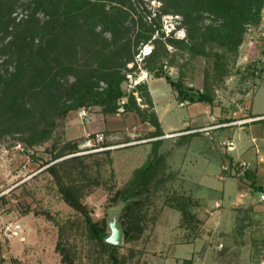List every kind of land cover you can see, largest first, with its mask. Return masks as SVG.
<instances>
[{
  "label": "trees",
  "instance_id": "16d2710c",
  "mask_svg": "<svg viewBox=\"0 0 264 264\" xmlns=\"http://www.w3.org/2000/svg\"><path fill=\"white\" fill-rule=\"evenodd\" d=\"M158 1L161 13L182 17L186 41L152 39L160 29L155 19L147 23L141 16L136 23L131 16L141 0H28L20 4L25 17L18 21L12 18V13L19 0H0V41L9 38L0 46V55H7L0 67V140L16 137L25 152H33L51 140L54 128L70 112L83 108L89 111L98 108L103 115L117 114L120 110L132 113L141 123L154 128L146 139L163 136L147 85L137 84L130 93L122 90L125 72L129 71L127 65L134 63L138 50L149 42L153 49L145 56L143 67L153 77L165 78L176 92L178 102H215L208 91L196 92L181 80L164 74L161 59L167 54L166 45L192 56L212 58L215 72L224 73L225 55L237 53L248 27L261 25L264 0ZM135 24L138 27L134 32ZM210 44L215 47L207 49ZM218 49L222 53H212ZM263 74L264 65L258 59L246 67L244 77L255 83V89ZM54 144L51 151L56 152L43 164L48 166L45 170L55 177L62 201L83 217L87 239L101 249L100 253L107 254L109 264H119L117 246L106 241L109 220L93 221L81 202L83 191L75 172L82 167L84 157L76 155L52 164L67 154L81 152L78 141ZM110 146L103 144L99 148ZM159 146L160 141L152 143V154L133 170L126 185L114 193L112 202L122 203L116 223L125 243L141 237L142 209L152 189L157 188L162 176L166 177L165 155L158 152ZM105 151L110 154V149ZM28 154L34 161V153ZM107 161L112 164L113 160ZM66 166H71L70 176L74 179L63 181L59 171ZM243 177L253 191H260L252 173L247 170ZM178 197L175 209L181 219L194 222V214L189 212L191 201L182 195ZM55 250L62 264H75L68 247L58 242Z\"/></svg>",
  "mask_w": 264,
  "mask_h": 264
},
{
  "label": "rangeland",
  "instance_id": "374dc122",
  "mask_svg": "<svg viewBox=\"0 0 264 264\" xmlns=\"http://www.w3.org/2000/svg\"><path fill=\"white\" fill-rule=\"evenodd\" d=\"M27 1L19 0L12 13V18L16 21L25 17L20 4ZM160 7L161 3L158 0H141L136 13H132L131 16L136 23L141 16L147 23L155 19L154 23L159 24L160 29L154 33L152 39L161 37L164 40L186 41V29L181 24L182 17L163 14ZM137 27L138 24H135L134 32ZM167 28L174 31L168 33ZM8 39L7 37L3 42L0 41V46ZM213 47L215 46L210 44L207 49ZM149 49L150 52L153 49L150 42L141 46L134 57V63L127 65L129 71L125 72L126 80L122 83V90L125 93L133 91L137 84L146 85L147 78L153 77L144 69L145 56L141 55V51L147 52ZM166 50L167 54L161 59L165 75L173 80H181L186 87L196 92L208 91L215 102L235 104L244 92L254 89L255 83L244 77L245 70L264 52V36L261 35L260 25L248 27L237 53L226 54L223 58L225 72L220 74L215 72L212 58L192 56L185 50L170 45H166ZM216 51L222 53L219 49L212 53ZM6 58L7 55H0V67ZM135 95L137 96V93ZM137 103H140V99ZM74 113L75 111L70 112L54 128L53 137L49 142L34 149L33 152H28L34 153V161L28 157L24 145L17 141L16 137L0 140V230L5 223L18 222L23 226L25 239L23 243L16 239L5 242L0 233V264H62L61 256L55 250L58 242L71 250L75 264H109L107 254L100 253L101 249L87 239L83 217L62 201L55 177L45 170L48 166H43L56 152L51 151L52 144L56 142L54 145H58L64 142L63 130L68 117ZM103 136L102 143L92 141L91 147L85 145V141L75 139L81 152L67 154L52 163L59 164L62 160H68L76 155L84 157L82 167L75 172V176L83 191L81 202L90 212L91 219L97 223L105 219L109 222L116 221L122 203L112 202L115 191L123 188L132 177L133 170L142 165L145 158L148 159L152 154V148L147 153L143 149L144 143L138 142L144 140L146 136L143 130L131 134L132 138L126 133L116 135L118 138L111 137L112 139H106L105 134ZM133 142L135 143L132 145H126ZM103 144H110L112 147L100 149L99 146ZM178 146L177 141L168 142L158 149L159 153L165 155L166 177L162 176L157 188L152 189L148 195L149 200L140 216L143 232L139 240L125 243L122 239L121 244L117 246L119 264H166L170 259L172 261L170 260L169 264H184L183 258L186 255L184 253L189 250L196 251L197 259L203 258L204 250H196L197 247L184 245L199 239L200 243H197L202 246L203 238H206L198 227L199 223L182 219L179 221L181 214L175 209L180 194L188 197L186 192L180 190L181 187L179 189L181 184L178 180L182 177L185 181L189 177L187 174L179 176L177 173V169L183 163L181 148L177 150ZM108 149H110L109 155L105 151ZM109 158H112V164L107 161ZM213 166L212 163L208 168ZM70 167L60 168V171L58 169L59 177H62L63 181L74 179L70 176L72 172ZM83 172L85 175L82 174ZM213 184L219 192L220 184L216 182ZM173 195H176L175 198ZM189 204L192 205L189 212L194 214L197 206L193 202ZM181 229L183 231H180ZM107 233L110 234V229ZM258 251L259 257L264 255V250ZM194 262L195 260L191 264Z\"/></svg>",
  "mask_w": 264,
  "mask_h": 264
},
{
  "label": "crops",
  "instance_id": "0c3cea01",
  "mask_svg": "<svg viewBox=\"0 0 264 264\" xmlns=\"http://www.w3.org/2000/svg\"><path fill=\"white\" fill-rule=\"evenodd\" d=\"M257 58L264 65V52ZM146 85L163 136L146 139L154 128L132 113L103 115L91 109L85 119L77 112L68 117L63 138L86 141L88 134L97 133L106 139L125 133L132 138L131 134L143 130L146 136L138 142L144 143L147 153L155 141H160L159 149L179 142L183 163L177 173L189 175L185 181L178 180L179 189L197 206L194 222L206 238L202 246L199 239L184 244L204 250L202 259H197L195 250L186 251L183 259L195 260L194 264H264V255H258V250H264V74L257 87L235 104L196 102L180 107L176 92L164 78L148 77ZM227 143L233 144V151L226 149ZM242 162L249 164L260 191H253L243 175H236L235 166ZM213 182L220 184L219 192Z\"/></svg>",
  "mask_w": 264,
  "mask_h": 264
},
{
  "label": "built area",
  "instance_id": "2783aa9c",
  "mask_svg": "<svg viewBox=\"0 0 264 264\" xmlns=\"http://www.w3.org/2000/svg\"><path fill=\"white\" fill-rule=\"evenodd\" d=\"M168 29V28H167ZM260 30H261V35L264 36V17L262 18V23L260 25ZM173 30H169L168 29V33H171ZM150 53V49L146 52V51H141V55L142 57L148 55ZM135 95V94H134ZM139 101V99L137 98V102ZM124 100L121 101V103H123ZM188 102L184 101V102H180L178 105L180 107L187 105ZM121 111V110H120ZM89 114V109H80L77 112V115L79 118L85 119L87 118ZM94 137V138H93ZM91 136L90 134L87 135L86 141H85V145L91 147V142L94 141L96 143H102L104 141V136L102 133H97L94 136ZM233 144L232 143H227L226 144V149L228 151H233ZM100 149H104V148H100ZM236 175L237 176H242L244 174L245 171L248 170L249 168V164L242 162V163H237L236 164ZM227 167H224L223 170L227 171ZM216 207H218V205H216ZM0 233L4 239L5 242H9L12 239H16L19 242L23 243L25 241L23 233V226L20 223H14V222H8L2 225Z\"/></svg>",
  "mask_w": 264,
  "mask_h": 264
},
{
  "label": "water",
  "instance_id": "95a60500",
  "mask_svg": "<svg viewBox=\"0 0 264 264\" xmlns=\"http://www.w3.org/2000/svg\"><path fill=\"white\" fill-rule=\"evenodd\" d=\"M108 226L110 234L108 235L106 241L112 245L118 246L122 242V235L116 221H108Z\"/></svg>",
  "mask_w": 264,
  "mask_h": 264
}]
</instances>
